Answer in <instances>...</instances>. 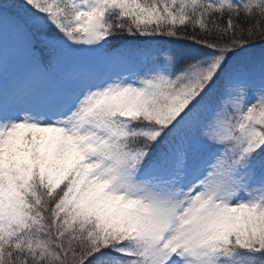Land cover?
<instances>
[{
    "label": "snow or ice",
    "instance_id": "6c2138e0",
    "mask_svg": "<svg viewBox=\"0 0 264 264\" xmlns=\"http://www.w3.org/2000/svg\"><path fill=\"white\" fill-rule=\"evenodd\" d=\"M0 264H264V0H0Z\"/></svg>",
    "mask_w": 264,
    "mask_h": 264
},
{
    "label": "rangeland",
    "instance_id": "374dc122",
    "mask_svg": "<svg viewBox=\"0 0 264 264\" xmlns=\"http://www.w3.org/2000/svg\"><path fill=\"white\" fill-rule=\"evenodd\" d=\"M173 43L176 45L177 51L181 54L187 53L191 50L188 46L184 45L183 42H176L175 41Z\"/></svg>",
    "mask_w": 264,
    "mask_h": 264
},
{
    "label": "trees",
    "instance_id": "16d2710c",
    "mask_svg": "<svg viewBox=\"0 0 264 264\" xmlns=\"http://www.w3.org/2000/svg\"><path fill=\"white\" fill-rule=\"evenodd\" d=\"M123 41H127L129 38L128 37H123L121 38ZM176 42H179V41H176Z\"/></svg>",
    "mask_w": 264,
    "mask_h": 264
}]
</instances>
